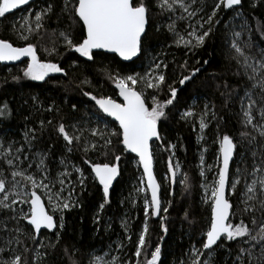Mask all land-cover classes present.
I'll return each mask as SVG.
<instances>
[{"label": "snow or ice", "instance_id": "snow-or-ice-1", "mask_svg": "<svg viewBox=\"0 0 264 264\" xmlns=\"http://www.w3.org/2000/svg\"><path fill=\"white\" fill-rule=\"evenodd\" d=\"M31 4L32 0H0V18ZM241 4L242 0H212L210 5L207 0H60L57 10L54 0H46L45 6L33 9L21 18L22 22L12 26L19 38L27 42L24 46H14L9 40L0 38V62L14 63L26 57L22 78L47 82L54 74L67 76L59 63L42 60L37 44L29 42L32 38H42V32L49 33L47 21H54L58 26L51 29L50 35L57 36L66 52L78 54L84 62H94L103 53L115 54L124 62L141 58L148 51L153 16L163 20L156 26V32L163 28L170 33L175 46L187 50L186 55L220 37L227 48L230 74L238 81L239 91L235 98L238 111L234 113L239 125L237 133H221L217 126L212 141L213 145H218L215 162L206 164L205 153L209 149L202 145L199 179L184 173L179 162H173L175 144L169 143L164 149L170 153L164 178L169 185L168 194L175 195L177 183L186 194L199 186L203 193L202 203L207 205V227L199 247L193 244L189 249L190 264H264V22L252 29L250 21L239 11ZM229 10L234 15L225 20L223 14ZM64 22L69 27L80 26L78 40L68 31L59 29ZM43 51L49 56L60 55L56 41ZM207 63L205 60L204 64ZM76 65L73 61V67ZM180 68L186 70L187 61ZM167 70L168 63L154 56L149 71L144 74L105 71V78L114 85L119 100L81 89L83 96L94 102L93 111L77 116L78 109L73 104L72 118L65 122L61 117L53 126L55 137L63 141L66 153L61 156L60 170L55 175L48 163L55 145L34 151L33 142L38 138L36 128L24 133L23 144L0 143V264H47L46 257L55 251L65 230L64 214L81 206L79 196L86 191L90 179L102 190V202L93 218L99 225L105 206L111 203L110 190L121 175V155L117 153L134 154L138 166L142 167L135 192L143 195L145 220L133 253L134 264H161V244L153 248L146 237L149 217H159L162 231L167 234L162 213L168 214L172 207L171 201L162 203L161 184L153 171L152 151L153 142L162 141L160 122L167 119L169 106H173L178 97V89L166 79ZM199 71L197 68L189 75H181L180 86L192 80ZM20 79V76L13 77L16 81ZM81 84H90V81L85 79ZM165 86L168 98L161 101L158 95ZM224 86L230 87L227 81ZM149 89L152 91L148 92ZM32 99L42 111L59 112L54 105L43 107L37 97ZM232 100L229 92L225 107ZM7 115L5 103L0 107V117ZM209 115L216 119L214 109L206 105L199 116L198 141L205 140ZM195 117L196 113L191 110L181 113L185 121ZM94 122L96 126L93 127ZM46 124L52 125L53 121H39L41 134L47 131ZM193 131H196L195 126ZM76 152L84 154L83 163L90 169L87 173L71 159ZM89 153L102 159L93 161L88 158ZM181 173L182 178L178 180ZM238 190L240 195L234 204L227 198L226 191L236 196ZM131 202L135 207L134 198ZM237 211L247 215L248 222L242 218L233 222ZM183 219L190 226L195 225L188 210ZM121 226L131 241L128 221H122ZM45 231L54 236L47 243L41 238ZM163 239L160 237L161 241ZM29 241L32 247L28 246ZM123 248L121 243L117 250L123 251ZM101 251L102 255L89 254L88 264H133Z\"/></svg>", "mask_w": 264, "mask_h": 264}, {"label": "trees", "instance_id": "trees-1", "mask_svg": "<svg viewBox=\"0 0 264 264\" xmlns=\"http://www.w3.org/2000/svg\"><path fill=\"white\" fill-rule=\"evenodd\" d=\"M45 3L46 0H34L31 6L16 9L12 13H8L6 18H0V38L9 40L14 46H24L27 42L19 38L18 32L12 26L22 22L21 18L26 17L28 11L38 10L45 6ZM54 3L58 10L60 0H54ZM207 3L210 5L212 0H207ZM239 11L243 17L250 21L249 26L252 29H255L258 23L264 22V0H242ZM223 15L224 19L228 20L234 13L229 10L227 14ZM159 23H163V20L153 16L147 54L126 64L116 56L104 53L98 56L94 62H84L83 58L78 57V54L66 52L61 47V41L57 36L50 35L51 29H56L58 26L54 21H47L46 27L49 28V33L42 32V38H32L29 42L37 44L38 54L42 60L59 63L67 72V76L54 74L48 78L47 82H33L22 78V69L26 62L13 66L0 65V107L7 103L9 112V115L0 117V143L23 144L24 133L29 128H36L38 138L33 142L34 151L47 149L50 144L55 145L48 162L52 174L55 175L60 170L59 160L66 153L63 141L57 140L55 137L53 126L60 121L61 117L65 122L72 118L73 104L77 106V116H84L85 113L93 111L94 102L83 96L81 89L95 95H109L116 99L114 85L105 78V71L120 72L122 75L136 74L150 63L154 56L164 59L168 63L166 79L178 89V97L173 106H169L167 119L160 122L159 131L162 141H155L152 151L154 173L157 181L161 184L162 203L166 204L171 201L172 207L168 214L162 213V216L165 217L164 225L168 228L167 234L165 235L162 231L160 218L149 217V231L146 239L153 248L156 244H161V264H180V261L190 264L189 249L193 244L199 247L203 230L207 227V205L202 203L203 193L199 186L193 188L191 193L186 194L177 183L175 195L168 194L170 189L164 178L167 174L170 153L164 149L169 143L175 144L173 162H179L184 173L199 179L197 173L202 145H207L209 149L205 153L206 164L215 162L218 145H213L212 141L215 139L217 126L219 125L221 133L227 132L232 135L237 133L239 125L234 113L238 111L235 98L239 88L237 79L230 74V65L226 59L227 48L222 44L219 36L210 40L203 48L197 49L195 53L188 52L186 55L187 50L183 47H176L170 33H167L163 28L160 32H156L155 28ZM59 29L68 31L74 40L80 38L79 25L69 27L68 23L64 22L59 25ZM255 36L258 41L259 34L256 33ZM53 41H56L60 55L49 56L43 51L45 47L51 48ZM169 45L172 46L169 47ZM205 60L208 61L207 64H204ZM73 61L77 62L75 67H73ZM185 61H187L186 70L180 68V65ZM197 68L200 71L181 87L178 82L181 75H189L192 70ZM14 76H20L21 79L13 80ZM85 79L89 80L90 84H81V81ZM225 81L230 87L225 88ZM101 85L103 86L101 87ZM147 91L151 92L152 90ZM229 92H231L233 100L225 107V98ZM33 97H37L43 107L54 105L59 109V112L42 111L34 104ZM167 98L168 89L165 86L158 95V99L163 101ZM148 103H151L150 98ZM206 105L209 109H214L216 119H212L209 115L207 118L209 127L204 134L205 140L198 141L199 116ZM188 110L195 112L196 117L185 121L181 119V113ZM221 117L223 119H220ZM42 119L45 122L49 119L53 121L52 125L46 124L47 131L43 134L39 131V121ZM92 126H96L95 122ZM194 126L196 131H193ZM99 127L103 128V124H100ZM113 139L115 140V138ZM117 154L121 155V175L110 190L111 203L105 206L100 224H95L93 218L102 202V190L90 179L87 181L86 191L79 196L81 206L64 214L65 230L61 234L60 243L55 251L50 252L46 257L47 264H88V255H102V249L104 252H110L111 256L119 257L123 261H132L134 264L136 258L133 253L138 234L145 220L143 195H137L135 192V188L139 185L141 171L133 156L128 153ZM88 158L93 161L102 159L93 153H89ZM71 159L86 173L90 171L88 165L83 163L84 154L82 152H76ZM182 175L183 173L179 174L177 179L182 178ZM209 177L211 178V173H209ZM77 191L79 192V189ZM229 191L227 198L236 204L237 196L240 195L239 190L236 196L230 195ZM132 198L136 201L135 207L132 205ZM185 210H188L195 220L194 226H190L183 219ZM241 218L248 222V216L239 211H237L233 222H238ZM125 220L129 224L131 241L126 238L125 230L121 226L122 221ZM162 236L164 237L163 241L160 240ZM41 238L47 243L49 239H54V236L52 233L43 232ZM121 243L124 245L123 251H118L117 248ZM28 246L32 247L30 241ZM43 251L44 249H41V252ZM29 255L32 254L29 253Z\"/></svg>", "mask_w": 264, "mask_h": 264}, {"label": "water", "instance_id": "water-1", "mask_svg": "<svg viewBox=\"0 0 264 264\" xmlns=\"http://www.w3.org/2000/svg\"><path fill=\"white\" fill-rule=\"evenodd\" d=\"M240 7V6H239ZM104 54H107V55H114L115 56V54H111V53H104ZM117 57V56H116ZM119 60H120V58L119 57H117ZM135 60H137V58H134V60L133 61H129V62H124V61H122V60H120L122 63H126V64H129V63H132V62H134ZM27 61V58L25 57V58H23L21 61H17V62H14V63H3V62H0V65H7V66H13V65H19V64H21V63H23V62H26ZM114 90H115V88H114ZM115 92H116V90H115ZM116 99L117 100H119V97H118V95H117V93H116ZM154 143V142H153ZM129 154V153H128ZM129 155H131V156H133L134 157V154H129ZM136 160H137V162H138V158H135ZM140 168V171H141V173H142V167H139ZM153 171H154V164H153ZM155 174V173H154ZM115 182V181H114ZM227 194H228V191H226V196H227ZM159 217H157V218H153V219H158ZM46 232V231H45ZM46 233H50V232H46Z\"/></svg>", "mask_w": 264, "mask_h": 264}, {"label": "rangeland", "instance_id": "rangeland-1", "mask_svg": "<svg viewBox=\"0 0 264 264\" xmlns=\"http://www.w3.org/2000/svg\"><path fill=\"white\" fill-rule=\"evenodd\" d=\"M34 3V0H32V4ZM26 6H29V5H25V6H23V8H26ZM23 8H21V9H23ZM30 11H28V13H29ZM149 64L150 63H148L147 65H145L144 66V68H142V70L140 71V72H138L139 74H144L145 72H147V71H149ZM141 87H142V85H141ZM179 176V175H178Z\"/></svg>", "mask_w": 264, "mask_h": 264}]
</instances>
